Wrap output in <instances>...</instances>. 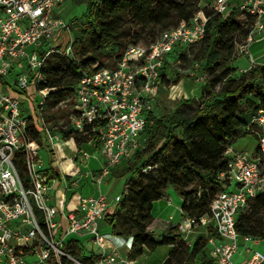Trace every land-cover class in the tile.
Segmentation results:
<instances>
[{
	"label": "built area",
	"instance_id": "obj_1",
	"mask_svg": "<svg viewBox=\"0 0 264 264\" xmlns=\"http://www.w3.org/2000/svg\"><path fill=\"white\" fill-rule=\"evenodd\" d=\"M66 1L0 0V264H147L141 259L146 252L138 258L120 252L122 247L131 250L133 236L116 237L101 229L105 215L128 187L113 200L101 188L98 195H86L77 187L81 178L101 186L114 168L146 146L148 115L155 114L156 99L166 86L161 72L165 66L172 68L171 72L173 68L181 70L184 54L188 57L190 47L200 45L206 36L208 17L201 9L192 20L163 30L150 43L130 44L115 66L85 70L74 97L60 103L72 101L68 125L62 127L71 129V136L65 139L61 129L51 128L42 116L41 128L35 123L41 134L39 141L30 133L34 116L30 103L19 94L34 80L42 95L39 105L48 110L44 105L50 89L39 87L47 59L54 53L74 55L71 27L57 15V8ZM210 7L223 17L234 9L240 18L254 16L247 38L236 42L234 58L249 54L251 43L264 37V0H213ZM64 30L71 36L62 49L55 40L61 39ZM173 52H177L175 58ZM255 64L251 58V65L240 71L248 72ZM185 71L196 84H207L208 75L200 72V63ZM11 73L18 76L13 81L15 89ZM177 96L190 98L185 90L178 91L174 98ZM250 112L248 130L258 138L256 149L249 152L228 146L227 167L218 173L222 189L212 200L210 213L194 217L181 208L177 224L180 239L189 246L194 243L195 228L204 227L207 251L214 264H264V252L249 246L250 242L259 245L264 240L242 235L237 228L240 212L264 192V106ZM94 132H98V144L91 137L80 147L78 137ZM87 145L101 152L96 170L88 169L95 151H87ZM47 147L55 155L54 165H46L41 155ZM66 147L72 156L65 157ZM79 163L87 169L83 171ZM72 235H89L98 244L99 249L91 251L97 256L93 262L79 260L67 249V238ZM115 237L122 242L115 244Z\"/></svg>",
	"mask_w": 264,
	"mask_h": 264
},
{
	"label": "trees",
	"instance_id": "obj_2",
	"mask_svg": "<svg viewBox=\"0 0 264 264\" xmlns=\"http://www.w3.org/2000/svg\"><path fill=\"white\" fill-rule=\"evenodd\" d=\"M198 2L89 0L87 25L76 32L70 26L74 55L54 53L42 70L44 80L39 87L50 89L44 107L51 110L74 97L76 85L85 70L94 69L93 66H115L130 44L150 43L163 30L192 20L201 9L208 17L206 36L197 54L210 71L203 87V99L182 97L169 113H149L144 131L146 146L135 153V163L123 168L120 175L129 177L135 171L136 176L127 178V193L105 215L101 225L102 230L107 228L113 236L134 237L129 251L131 258L170 245L172 250L163 264H214L203 236L191 246L180 239L178 233L161 240L154 238L150 230L154 220L153 204L171 186L183 198L181 208L186 215L200 217L209 214L212 200L222 189L218 173L227 167L229 158L225 151L237 142L241 132L249 133V122L244 121L243 113L264 106V64L256 65L248 72L240 71L238 76L235 75L236 67L229 65L234 58L236 42L247 38L254 16L240 18L234 9L223 17L210 6L198 7ZM135 26L140 32L137 31L127 42L125 38ZM107 56H114L116 62L106 63ZM183 58H186L185 54ZM64 59L69 61V69L60 66ZM98 61H101L100 65ZM165 68L161 72L162 82L168 87L177 84L179 76L172 81ZM61 131L65 139L72 134L71 129ZM30 133L35 140H41L40 130L33 121ZM97 134L91 133L86 139L93 137L98 144ZM147 166L152 167L143 171ZM53 168L56 172L55 166ZM250 203L251 211H241L238 215L237 228L242 235L264 240V220L260 217L264 212V192ZM37 214L41 216L38 211ZM83 240L84 237L72 235L67 238L66 247L77 259L91 263L97 256L94 252L83 254Z\"/></svg>",
	"mask_w": 264,
	"mask_h": 264
},
{
	"label": "rangeland",
	"instance_id": "obj_3",
	"mask_svg": "<svg viewBox=\"0 0 264 264\" xmlns=\"http://www.w3.org/2000/svg\"><path fill=\"white\" fill-rule=\"evenodd\" d=\"M182 1V0H181ZM213 0H199L198 2V7H205V6H210ZM88 10H89V0H67L63 4L59 5L57 8V15L59 17H62L72 28L73 31H78L79 29L83 28L88 21ZM140 32L139 27L135 26L132 32L128 35L125 40L128 42L129 38H132L135 36V33ZM62 37L61 39H56L55 42H58V44H61V48L65 49L69 42H70V34L67 32V30L62 31ZM143 42V41H141ZM59 47V46H57ZM109 49V48H107ZM200 45L192 46L190 47V55L186 57L184 60L183 65H180L181 70H176L173 68V72H171L172 68H165L168 72L171 74V79H175V77L179 76L180 80H183L185 83V88L192 99H197L201 101L204 96L203 92V87L204 85L202 84H196L194 81V78L192 76H189L185 70L190 69L195 62L200 63L201 65V73L202 74H207L209 76V70L205 67L204 63H202L201 60L197 58V54L199 52ZM90 54V52L88 53ZM173 57L175 58L177 55V52L172 53ZM171 55V56H172ZM251 58H254L255 60V66L259 64H264V37L259 38V40L254 41L251 43L249 47V54L245 56H240L237 58H233L230 60L229 65L230 67L235 68L236 67V73L235 75L238 76V73L240 72L241 68H247L251 65ZM101 61H98L97 63L100 65ZM106 63L114 64L116 62V59L114 56H107L105 59ZM97 65V64H96ZM253 65V64H252ZM60 66L62 69H69V61L67 59H64L63 61L60 62ZM98 66V65H97ZM253 66L252 68H254ZM27 75L28 72H25ZM18 76H16L14 73H11L10 79H11V84H13V89H15V85L13 81L17 79ZM71 79V78H70ZM171 86V87H170ZM169 87H164L162 88L160 95L156 99V105L154 108V112L156 115H163L165 113H169L175 109L177 106L179 98L176 96V93L181 90V86H176L172 88V84ZM14 93L16 91L13 90ZM22 97H25L28 103H30L32 112L34 114V118H32V121L38 125L39 128H41L40 122L42 116L45 117L46 121H49L51 123V128H60L63 129L62 127H66L68 125V116L70 113L71 105L70 102H65L63 104H60L58 107L51 109V110H44L41 109V106L39 105V101L42 99V95L39 93L37 89V85L34 80L30 83V85L26 88L25 91H23L21 94H19ZM243 109L246 108V106L243 104L242 105ZM193 108H196V105L193 106ZM242 118L246 122H250L252 115L250 111H245L242 115ZM241 137L237 140V142L234 144L237 148L240 149H247L249 152H252L253 150L256 149L257 143H258V138L255 134L253 133H240ZM86 135H81L78 140H79V146L82 147V143L85 142L87 139ZM82 145V146H81ZM83 148V147H82ZM85 149L92 153V158L89 159L88 161V169L90 170H96L99 168L100 163H99V158H101V152L99 150H95L94 147L86 146ZM59 156H61V152H58ZM65 157L66 156H72L70 153V150L66 147L64 151ZM41 155L44 159V162L46 165H49L50 163L55 164L54 161V156L53 153L51 152V149L49 147L45 148L44 150L41 151ZM57 155V154H56ZM135 156V154H134ZM134 156L131 160L129 161H124L121 164H119L116 168L113 169L112 174L108 175L105 177L104 182L102 183L101 186L99 185H87L85 184L86 179L81 178L79 186L77 189H79L83 194L89 195V194H95L98 195L100 194V189L101 192L106 195L110 200H113L117 195H122L124 192V188L126 186V183L129 182L127 178L129 177H134L136 176V172L133 171L129 177L126 176H120L122 174L123 168H127L129 164L135 163ZM69 162H66L64 165H66ZM81 165V168L83 171H85L87 168L84 167L83 163H79ZM58 168L60 167L57 164ZM61 168V167H60ZM59 168V169H60ZM71 193V192H70ZM69 193V194H70ZM173 198L171 200L170 198ZM161 198H168L166 199L167 202L173 201L176 204L180 203L182 206L183 198L182 200L179 198L178 193L174 190L173 187H167L164 191V195ZM115 205L117 204L116 202L114 203ZM114 205V206H115ZM113 206V207H114ZM111 207V211L113 209ZM171 216L168 214L164 215H158L157 212H155L154 220L152 224L150 225V230L153 234V237L161 240L166 236H172L178 233V229H173L175 226V223L181 218V212L180 210L175 206L173 203L172 206ZM177 208V209H176ZM252 209V203H250L243 211L242 213H248ZM110 212V211H109ZM260 217L263 218L264 220V212L260 213ZM203 236L205 241H207L206 233L204 232V227H196L195 232L192 234V239L195 242L198 237ZM84 237V236H81ZM110 243V241L108 240ZM249 246L253 250H260L264 252V241L260 243L259 245L255 244L254 242H250ZM92 248L94 251L99 249L98 244L94 243L91 239V237L85 236L83 240V254H88L91 252ZM243 248V247H242ZM172 247L170 245H162L159 246L157 249L154 251H147L145 255L141 259H145L147 264H160L163 262L167 255L171 252ZM123 254L125 253V250L121 251ZM127 254V252L125 253ZM124 254V255H125ZM81 258V257H80ZM200 260V257H198V261Z\"/></svg>",
	"mask_w": 264,
	"mask_h": 264
},
{
	"label": "crops",
	"instance_id": "obj_4",
	"mask_svg": "<svg viewBox=\"0 0 264 264\" xmlns=\"http://www.w3.org/2000/svg\"><path fill=\"white\" fill-rule=\"evenodd\" d=\"M185 83H184V81L183 80H181L180 81V84L178 85V86H181V90H185L186 92H187V90H186V88H185ZM188 93V92H187ZM234 147H236L235 145H234ZM237 148V147H236ZM112 174V173H111ZM85 184H87V185H94V184H89V183H85ZM179 195V194H178ZM179 198L182 200V197L179 195ZM166 199H168V198H160L159 200H156L155 202H154V204H153V210H152V214L155 216L156 214H155V212H157V214L158 215H162L163 217H164V215H166V214H168L169 216H171V212H172V208L170 207V206H172L173 205V203L175 204V206L180 210V212H181V204L180 203H178V204H176L175 202H173V201H170V202H167V200ZM171 200H173V198L171 197L170 198ZM176 208V209H177ZM181 217H182V213H181ZM181 220V218L175 223V226H177V224L179 223V221ZM104 223V221L102 220V222H101V225ZM104 231H107L108 232V229L107 228H104ZM79 237H81V236H79ZM113 241H114V243L115 244H120L121 242H122V240L121 239H118V238H113ZM112 241H110V243L108 242V245L109 246H112L113 244H114ZM92 250H93V248H92ZM91 250V251H92ZM122 250H125V253L127 252V254H125V255H128V253H129V251L125 248V247H122V248H120V252L122 251ZM147 252V251H146ZM122 253V252H121ZM123 254V253H122ZM123 254V255H124ZM168 256V255H167ZM162 263V262H161Z\"/></svg>",
	"mask_w": 264,
	"mask_h": 264
},
{
	"label": "bare ground",
	"instance_id": "obj_5",
	"mask_svg": "<svg viewBox=\"0 0 264 264\" xmlns=\"http://www.w3.org/2000/svg\"><path fill=\"white\" fill-rule=\"evenodd\" d=\"M109 240V239H108Z\"/></svg>",
	"mask_w": 264,
	"mask_h": 264
}]
</instances>
